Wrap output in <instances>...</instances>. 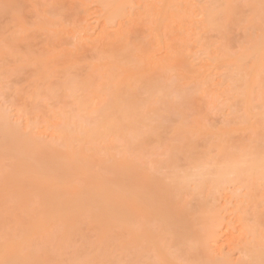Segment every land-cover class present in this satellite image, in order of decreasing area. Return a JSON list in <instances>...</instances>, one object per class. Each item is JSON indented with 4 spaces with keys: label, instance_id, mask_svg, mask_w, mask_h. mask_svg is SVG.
<instances>
[{
    "label": "bare ground",
    "instance_id": "6f19581e",
    "mask_svg": "<svg viewBox=\"0 0 264 264\" xmlns=\"http://www.w3.org/2000/svg\"><path fill=\"white\" fill-rule=\"evenodd\" d=\"M1 1H5V2H1ZM1 1H0V8L4 12L8 11V10L16 11V9H15L16 6L14 7L11 4L13 2V0H11V2L8 0H1ZM139 1L142 2L141 3L142 5H140V6L143 8V11H142L141 15L138 13V16L133 18L132 15L134 14V16H135V13H133V10L135 9V6L138 4ZM217 1L219 2V0H217ZM249 1L251 3V4L249 3V7H252V9H250V10L253 11V13H251L250 17L248 16L249 18L247 17L248 18L247 20L246 19L241 20V19H239V18H241L240 12H239V17L237 18L236 22H238V20H241V22L244 21L246 25H243V27L247 26L246 28L251 26L250 23L247 24L248 20L251 23H254V26H257V27H255V29L258 28L257 29L258 32L260 30V33H258L259 36H257L258 38L254 37V35H253L256 32L252 33L256 30L252 31V29H251L250 31H252V32H248V36L250 33H252V35H253V36L251 35L252 38H251V36H249V38L252 39L250 41L251 43H249V45L243 46V44L245 43L244 42L242 44V47H241L243 49L237 55L232 54L231 51H229V49L227 48L228 46L227 47L225 46V43H228V40L231 38V37L229 38L230 35L228 36V39L223 40V41H225V43L220 50L216 49V50H218V51H216L215 49H213L215 51H208V52L204 51L205 55L207 53V55H206L207 57L205 56L206 57L205 60H206L207 64L214 63L216 65H220V67L223 68L224 72L221 76L223 79L225 78L224 80L228 84V88L226 89V85H225L224 89L228 90L229 92L232 91V94H233V92L236 93L235 95L231 94V96H230V97H232L231 102H233V103L235 102V99H233V96H237L236 90L239 92L240 90H238V89H242L241 92L238 93V94L242 93V100L240 99V101H238V103L240 102L239 104H241V102H242V105H240V106H243L242 109L240 108L241 113L244 109L246 112V113L245 112L244 113L248 114L247 116H249L251 113H253V115H254V112H252L254 107L260 111V109L257 107L262 108V105L264 103V99H263L264 97L262 98V95H264V92L262 94V92L260 91L262 89L255 90L261 84H263V85L260 86V88L263 87V89H264V83H263L264 80L263 79L261 80V77L264 78V76H263L264 75V70H263L264 69V21H263L264 20V0H249ZM198 2L199 1H197V0H105L104 1L105 15H104L103 26H104L105 30H109L110 28H113L112 25L115 22H116V24H114V26L115 27L117 26V29L115 31H110V32H106V33L112 32L111 35L114 36L113 37L114 39L117 38V40L120 39L121 36H122L121 40L126 36L128 38V35L130 33L133 34V32L135 33L134 36L138 32L139 33L137 35L140 36L139 34H140L141 28H139V27L137 28L139 31L136 30L135 28L137 27V24L141 25L139 23H142L144 20L143 21H141V20L145 18V21H146L145 24L147 23V25L149 26L148 28H149L150 36H151V39L153 42V44H150L149 43L151 41L150 40L148 42L149 44L148 43L145 44V42H142V44H141V41H144L142 39L139 42V45L141 44L140 45L141 47L137 46V45H133V46H135L134 47L135 49H133V48H131V47H133L131 44L133 42H134V44H138V41L136 43H135V41H136V39L139 38L138 36H137V38L135 36L136 39L133 37L130 39L128 38V40H130V42L133 41V39H135L133 42L130 43L131 47H130L129 41H128V44H126L127 42L126 43L124 42L123 48L122 47L119 48L120 45L118 46V44H115L117 46V48L116 47L114 48L113 46H115V45H113L112 43L107 41L108 39L110 40L111 38L108 34H106V37L105 36H103V37H105L106 39L108 38L107 40L106 39L105 40H106V42H109V44L112 48H110V46H108V44L105 45V43H102V42L99 43V44H101L100 46H98V43H97V45H95L98 47L97 49H99L97 51L98 54H100V50L102 49V47H101L102 44H104L106 46L103 48H107V49L109 48L110 50L113 49V52L110 51L109 49H108L109 50V52H108L106 49L107 53H105L106 51H102V50H104V49H102L101 53L104 52V54L100 55L101 57H99L97 54V58L98 59L101 58V59L106 60V64L108 65L107 71L104 69L105 67H107L106 64H105L106 66L105 65L101 66L102 69L105 70V75H104V70H102L101 67L99 68L98 65H96L102 71L103 75L99 74L98 72H100V70L97 71L96 69H94L96 67H94L93 69L95 70V72H97V75H99L100 78H99V76L96 75V73L94 71L92 72V70H91L92 73L90 72V75L89 74L88 75L91 76V74H93L94 78H93V76H91L92 78L90 77L92 81L89 79H84L82 83H79L80 84L79 86L84 90L91 89V87L93 85H95L96 82H97L96 85L101 86L103 84L104 86H106L105 89L106 88L108 89V92H107L108 94L105 93L106 96H108V98L100 108L101 115H102V121L100 120L102 122V124L100 123V125H102L103 128H106L109 132H113L114 134L116 133V135L121 134L122 139L125 140L124 143L126 142V144L123 148L122 147L118 148V149H120V148L122 149V150L120 149L121 154H122L121 158L115 157V154H120L119 151H118L119 153H115V154H114V152L113 153L111 152L114 156L109 155V158L112 157V159H111L110 163H108L109 164V165H107L108 167L107 166L105 167V165L103 164V163L107 164V162H105V160L108 161V159H106L107 157L105 159L100 157L102 159L99 161H96L97 159H100V158H98V155L96 154V151H97L96 147L94 148V151L95 150L96 151L92 153V154L95 153L94 155H97V157H95V159L97 158L96 160H93L94 157L92 158V156H94V155L89 153V151H86L89 147L88 148L85 147V149L83 148L84 150L82 149L81 152L79 151L80 153L78 154V153H75L76 151H74V152L71 151L68 147H67V149H65V151L64 150L62 151L60 148L58 149L56 147L57 148L56 149L54 146L53 150H51V148L49 150H47L48 152L51 150V153H53V154H51V153H47L46 150H42V149H44L45 147H46V149H48L49 147H52L53 144L50 145V143H49L48 148H47V146H42V143H41V145L36 144V143L31 144V142L34 141V139L27 137L28 139L30 138L27 141V139L25 140V138H21V136L18 134V132H16L17 129L14 128L15 133L13 132V130H12L13 127H10L12 133L10 132V130L7 131V128H9V127H7V126L5 127L6 132H7V135H6L5 134L6 132L1 133V128H3L4 126L2 124H0V125H2V127H0V134L3 137L2 138L0 136V138L3 139V141H1L2 139H0V146L4 145V146L0 147V151H1V153H0V177H2L1 175H3V178H4V179H0V180H2L0 183V264H64V263L65 264H99V263L104 264L103 260H105V261L107 260V263H109L108 259H109V261L112 258L115 259V257H117L116 256L117 253H119V254L122 253L123 255L122 254H120V255L124 256V254L127 253V250H128V255L133 253V258L130 256L131 258L127 257V259H131V260L133 259V261H136V260H138V258L140 256V258H139L140 261L139 260L136 261L139 263L142 262L141 259H143L145 257V255L148 256V254L150 255V253H151L152 255L148 256L147 258L145 257L147 259L145 261V263L147 262V264H148V262H149V264H151L150 259L152 260L153 256L156 255V253H157L159 255V257H161L160 259L162 260L163 264H175V261L178 264H181L183 262V260L180 261L178 259L177 260L174 259V262H173L171 255L169 254L167 249H165V247H167V246H165V241H164L165 235L169 231H171L172 229H173L172 231H174V229L177 230V228L179 229V230H177V232L182 233L181 235H180V233L178 234V238H179V235L180 236L183 235L182 236L183 238H181V239H183V241H181V243L184 242L185 238L188 239V240L185 239V243H186V241L187 242L189 241L188 243H186L187 246L185 245V250L187 247H189L190 249L193 248V250H195V248L199 249V247L200 248L203 247L205 249V252L207 251L206 252V254H207L209 250L211 252V247L214 246V245L212 246L211 243L213 242L215 245L217 243V240H218L217 239V232L219 231L218 228L220 226L223 227L225 216L223 218V216L220 215L221 212H218L219 210L217 208H215V209L212 207L208 208V206H209L207 203L208 200L204 201L205 199H208V197H206L205 195L203 197V201L205 204L203 203V201H201V203L203 205L202 207L204 208V209L202 208L203 213L199 212L201 210L200 209L201 205H200L199 209H192V208L187 207V209H188L187 210V209H182L183 206L181 207V209L176 208V207H178L177 206L178 205L177 200L181 199V197H180L181 190L182 189L184 190V188H188L191 184H193V183L189 182L187 177L194 170L202 168V167H206V166H212V168L209 169V178H207V179H205L199 183H194L195 185H194L193 189L196 191V193L192 192L194 190L191 188L192 193H194V194L198 193V195H200V193H201V195H202L204 192H206V189L208 190L210 185L212 186V187H210V193H211L212 190H223L226 188V186L228 184L234 183L235 185L239 184V185H242L241 187H243V186L245 187V189H246L245 195H247L248 200L246 198H244V201H246V202L249 201V202L254 203L253 204L254 207L257 206L256 205L257 202H260L259 206H262V208H263L261 210V212L258 211L259 209H257L256 207L252 208L253 210L251 209L252 212L253 211L255 212V214L253 213L255 215L254 223H252L253 222L252 220H251L252 222H248L247 218L246 219L243 218L244 216H241V218L239 217L241 219V223H242V226H241L242 228L241 227L240 228L245 233L246 237L243 235L245 243L242 240V242H241L242 244H240V242H239L238 245H240L239 248L243 246L242 247L243 249L245 246L244 250H245L246 256L247 257L249 256V258L247 260L248 262H247L246 260H244V259H247V257L242 252L243 249L242 250L240 249L241 252L244 254V256H242L243 254L241 255L240 259L244 258L243 260L249 264H264V221L262 220V222H261L262 216L264 215V188L260 190V187H258V185L261 183V182L259 183V181H262L264 183V169H261L260 167H257L255 169H244V170L236 171L231 175H224L219 169L220 165H223L229 161L236 160L242 154H246V153L251 154V156L253 158H255L258 163H259V161H264V141H262L264 139V137H263V139H261V138L257 139L255 137L256 141H253V138H251L252 134L251 135L249 134V136H250V137L248 136L250 138L249 141L245 142V140H243L245 138L241 139V137H240V141L242 142V143L240 142L241 145H238L240 143H238L239 141L237 142V139H234V140H236L235 145H234V143H233L234 140L231 141L232 137L231 136H230L231 138L229 136L227 137L225 132L221 131L222 130L221 129L220 130L221 132H219V141L215 144V146L218 147V150H217V153H213L215 156L212 158H210L208 156L210 154L208 152H206V153H199L198 152L197 153V151L195 150L197 148V147H195L196 145L191 143L190 140L188 139L184 143H181V144L179 143L178 145H174V147H173L174 148L173 152L178 151L176 154H179V152H180V153H182L181 155L186 156V157L182 156L185 158V159H183L184 162L182 160V162L184 164L179 163L181 161L180 158H178L179 156L176 157L177 155H173L169 158V160L165 159V161L161 162L159 164V166L156 165V167H158V168L156 170L155 175H154V172H152V173L150 172L149 166H147V167H149V169L144 166V161L143 162L136 161L135 165L133 162L132 166L130 168V165H131L130 162L131 161L129 162L128 158H127V153L134 146L133 145L134 141L139 138L138 136L142 135L144 132L146 134V136L148 137L149 132H151L149 130H153V128H154L153 127L152 129H149L151 127L148 126V131H149L148 133L145 131H142L143 130L141 128L142 120L144 118H146V119H144L145 121L148 119L151 120V118H147V115H149L148 114L149 111H147V110H149V108H148L149 106L147 107L148 109L146 110L145 105H150L152 102H157L159 99L161 100V102L159 100L160 105L162 102H164V101H162L164 98L158 97L159 99L157 100L155 98L156 97L155 96L154 97L155 99L153 100L152 99L153 97H151V95H150L148 97V99L151 98L153 100L152 102L150 100H147V101H150L148 104H144V103L139 104V102L142 100L141 97L139 99V96H141V95H139V93L143 92V91H141V88L143 89V87H144L145 92L147 90V93L150 92L152 94L154 91H156L154 94L157 93V89H158L157 86L160 85L161 83H159V84L157 83L159 81L158 79H156L157 76H155V78H154V80L155 81L157 80V82H154V81H152L153 79L152 80L150 79V77L152 75H154V72H156L157 69H158V71H159V69H161L162 72L164 70L168 69L167 71L169 73V70L172 71L175 67L183 66V64H181V62H183L184 60L185 61L187 60L185 54L187 52V55H188V52H190L189 50H191V48H193V47H191V45H192L191 40L193 41V39H194L193 37L199 32L201 25H203L207 29H209L208 27H210V28L214 27L215 28V26H217L218 23H222L221 24L222 27L216 28L218 30L220 29V31H219L220 34L223 32V34L220 35V36H222V39H223V37H226V35L230 34V32H231V30H230L227 34H224V31H227L228 29H230L229 25L227 26L228 29L226 28V22L229 21L228 20L229 18L225 19V17H229L231 15V12L233 10V5L235 3L234 0H222L219 3H217L215 0L213 3H210L208 5H204L200 11H197V3ZM83 3L85 5L86 2H83ZM239 4H237V5H239ZM247 4H248V2L246 3V5ZM14 5H17V4H14ZM237 5H234V9H235V6L238 7ZM241 5H242V3H241ZM239 9L240 8H237L236 11L233 10L234 13H232V15L238 14L236 12ZM256 9H259V10H256ZM86 11H87V7H86L85 12ZM262 11H263L262 14L259 13ZM255 12H257V13H255ZM79 13H83V15L85 14L84 12H81V11ZM241 14H243V13H241ZM252 14H254V15L257 14V16H259V17L255 16L253 18L254 15H252ZM81 15H80V17H81ZM83 15L81 18H83ZM222 16L225 19L224 22H221L222 20H224L222 18ZM235 16H233V17H235ZM138 17L141 18V20L137 19ZM256 18H258V19H256ZM78 19L80 20L79 17H78ZM134 19H136L138 21H136ZM261 19H262V21H261ZM231 20H233V19H231ZM231 20H230L229 24H230V26H233L231 24ZM137 22H139V23H137ZM44 24H45V22H44ZM219 26H220V24H219ZM261 26H263V28ZM224 27L226 30H224ZM235 27L233 26V28H235ZM252 27H250V28H252ZM244 29H245V27H244ZM253 29H254V27H253ZM144 30H145V28H144ZM145 32H146V30H145ZM232 32H233V29H232ZM199 34L201 35V32H199ZM223 35H225V36H223ZM256 35L257 34H255V36ZM146 36L148 37L149 34H146ZM253 38H255V39H253ZM256 38H257V40H256ZM102 40H103V38H102ZM121 40H120V42H121ZM125 40H127V39H125ZM248 41H247V43H248ZM143 44H145V45L148 44L149 50H148V48L143 47L144 46ZM208 44L211 47V44L210 43H208ZM150 45H151V47H153V49L150 47ZM154 45H156V47H154ZM93 46L94 45L92 44V47ZM202 46H204V45H202ZM99 47H101V48H99ZM136 47H140V48H136ZM206 47L208 48V46H206ZM203 48L205 49V46ZM93 49H96V48L94 47ZM110 52L113 54H109ZM105 54H107V56ZM106 57H107V59H105ZM101 59L97 60L99 65H101L99 62ZM101 63H103V62L101 61ZM91 65H93V64L91 63ZM91 67H93V66H91ZM116 67L118 69V72L116 71L117 70ZM171 68H173V69L171 70ZM182 69H184V68H182ZM182 69H178V70L179 71L181 70V72H182ZM114 70L117 73H115ZM152 71H153V74H151ZM158 71L156 73H158ZM181 72H180V74H181ZM261 72H263L262 76H261ZM184 73L182 72L181 75L185 76ZM164 75H165V72H164ZM103 76H106V77H103ZM109 77H110V79H109ZM101 78H102V80H103V78L108 79V80H105L104 82H102L101 80H99ZM106 81L107 82L111 81V82L106 83ZM236 81L239 82L240 84L239 83L237 84ZM68 82H69V80H68ZM98 82H100V83H98ZM101 82H102V84H101ZM174 83H175V81H174ZM235 83L237 85H239V87L241 86L242 88H239ZM68 84H67V86H69ZM71 84H72V82H71ZM77 85H78V83H77ZM103 85H102V88H104ZM165 85H164V87L167 90L168 86L167 85L165 86ZM175 85H177V84L175 83ZM73 86H74V84H73ZM79 86H78V88H80ZM162 86L163 85L161 84V87ZM178 86H180V85H177L176 87L173 86V87H175L177 90ZM255 86H257V87H255ZM170 87L173 89L172 85ZM73 89H75V88H73ZM178 89L181 90L179 87H178ZM234 89H236V90H234ZM161 90L164 91V89H161ZM161 90H160V92H162ZM168 90H170V88ZM95 91L97 92V90H95ZM137 91H140V92L138 94H136ZM167 91H165L166 93L164 92L165 93L164 96L168 95ZM181 91H180V93H181ZM262 91H264V90H262ZM96 92L94 93L95 98H96V96L99 95V91L97 93ZM169 92L173 93L174 91H172V92L169 91ZM224 92H225V90H224ZM258 93H261V95L260 94L259 95L263 99L262 101H261V98L259 96H257L258 98H256L255 94L258 95ZM161 94L163 95V93H160V96H161ZM228 95H230V93ZM253 95L255 96V101L253 100V98H254ZM152 96H153V94H152ZM238 96H240V95H238ZM238 96L236 97V99L239 98ZM181 97H184V96H181ZM93 98L92 99L89 98V99L93 100ZM180 98H179V101H177V100L176 101L180 102ZM240 98H241V96H240ZM89 99H88V102L90 101ZM167 99H166V103L169 101V100L167 101ZM182 99H185V98H182ZM191 99H193V101L195 99L197 102V98L193 97ZM228 99H229V96H228ZM256 99H258V101L261 102L262 105H260L261 103H258L260 106L258 104H256V102H257ZM225 100L227 101L226 97H225ZM147 101H146V103H147ZM181 101H183V100H181ZM223 101H224V99H223ZM85 102H87V101L85 100ZM253 102H254V104H253ZM168 103H171V101H169ZM227 103H229V102H227ZM183 104L180 102V105L185 107ZM188 104H189V101H188ZM222 104H224V103H222ZM160 105H159V107H156L158 105L154 106L155 107L154 110L158 111V109H162L163 107H160ZM167 105H169V104H167ZM225 105H226V102H225L224 106ZM228 105L229 104H227V106ZM150 106H152V105H150ZM163 106H165V105H163ZM170 106H171V104H170ZM178 106H177V109L175 107L176 111H178V110L179 111L181 110V112L185 111V110L181 109V106L180 107H178ZM231 106L233 107V104ZM135 107H137L139 109V111L137 110V108L135 109ZM186 107H188V106H186ZM198 107H200V106H198ZM234 107H236V105ZM132 108L135 110H132V112L131 111L129 112V110ZM143 108H145L144 111H143ZM165 109H167V108H165ZM170 109L171 108H169V110H166V111L164 110L165 113L167 111L170 112ZM127 110H128V112H127ZM151 110H153V109L150 108V111ZM237 110H236V112H237ZM144 112H145V114H143ZM151 112H153V111H151ZM151 112H150V114H152ZM181 112H179V113L181 114ZM233 112H234V108H233ZM239 112H240V110H239ZM263 114L264 113L262 112L261 115H263ZM141 115H142L143 119H141V117H140ZM145 115H146V117H145ZM160 115H161V113H160ZM259 115H260V113H259ZM161 116H163V115H161ZM247 116H245V118ZM262 117H264V116H262ZM258 118H261V117H258ZM144 120H143V123L146 125L147 122L145 123ZM153 120H155V119H152V121ZM152 121H151V123L148 121L149 124L148 123L147 124L148 125L153 124ZM245 121L247 122L246 127L254 126V123H252L253 121L251 122L250 117H247V119ZM159 124H160V120H159ZM159 124L157 121L156 125L159 126ZM258 124H260V123H258ZM145 125L143 126L144 128H145ZM181 125H183V124H181ZM156 127L154 129H158V127L157 128ZM260 127L263 128L262 125ZM5 128H3L2 131ZM100 129H102V128H100ZM100 129L98 126V130H100ZM81 130H85V129H81ZM87 130H89V129H87ZM90 130L92 132V129H90ZM98 130H95V131H98ZM181 130H183L182 132H185L186 128L181 127ZM197 130L203 132L204 128L201 127L200 125H197ZM140 131H142V134ZM250 131H252V130H250ZM8 132L11 134L14 133V135H12V138L16 136L15 139L13 140L15 142H11L12 138H10V140H9V137H11V136H8L9 135ZM77 132L79 133L80 131L76 130V133ZM98 132H96V133H98ZM100 132H102V130H100ZM152 132H151V136H152ZM229 132L227 134H229ZM71 133H73V132H71ZM88 133H90V131H86V133H84V135L88 134ZM92 133H93L92 137L94 140V136L97 134L95 132H92ZM65 134H66V132H65ZM145 134H143L141 137L143 138ZM260 134H261V131H260ZM4 135L6 137H4ZM18 135H19L20 139L18 138ZM261 135L264 136V134H261ZM7 136H8V138H7ZM86 136H84V138ZM151 136H149V138H147V139L151 140V138H150ZM75 137H76V135H75ZM75 137L73 139L76 140ZM88 137H90V138H88L87 140L92 139L91 135H88ZM17 138H18V140H20L18 142V144H16ZM79 138H80V141L83 140V139H81L82 138L81 136ZM258 138H259V136H258ZM6 139L9 142L8 141L6 142L5 141ZM64 139H65V137H64ZM98 139H99V137H98ZM66 140H68V139H66ZM75 140H73L74 143L76 141H79V139H77L76 141ZM87 140H85V141H87ZM4 141L6 142V145H5ZM29 141H31V142L29 143ZM10 142H11V144H10ZM64 142H66V141H64ZM145 142H147V141H145ZM243 142H245V143L243 144ZM247 142H251V143H247ZM7 143L9 144L8 146H7ZM66 143L67 144L71 143V141L66 142ZM236 143H238V144H236ZM14 145H15V147L16 146H18V147L15 148V147H13ZM68 145H70V144H68ZM236 145L238 146V148H236ZM72 146H73V144H72ZM92 146H94V145H92ZM90 148L92 149L93 147H90ZM133 148H135V147H133ZM44 151H46V154H50L49 158L52 155V157L50 159H47L48 157L46 158L48 161H46L45 158L43 159L46 161V162H44L45 164L40 163V162L31 163L30 161L22 162L24 160V158H27L26 156L29 157V155L33 154V157L32 156L31 157L34 159L35 153L39 152V155H40V153H44ZM88 153L90 154L89 156L92 155L91 156L92 159L88 158V156H87ZM111 153L109 152V154H111ZM211 153H212V151H211ZM4 154L9 157L8 161H10V162L7 165L5 164L6 163L5 157L6 156ZM98 154H100V150H99ZM37 155H38V153H37ZM32 158H29V159H32ZM36 158H38V157L36 156ZM42 158L40 157V160ZM141 158L143 159V157H141ZM29 159H26V160H29ZM177 159H179V160H177ZM36 161H38V160L36 159ZM91 161H92V163H93V161H95V163H93L94 165L97 164L96 162L99 163L101 161L102 163L100 162L99 165L103 164V166L107 170V173L106 174L99 173V171H97L98 168L95 170L94 165L92 166L90 164ZM141 163H143V165ZM163 168H167L166 169L167 172H166V170L164 172ZM99 169H102V168H99ZM106 170H105V172H106ZM119 171H121V174ZM117 172L119 173V175L123 179L122 180L120 178V180L119 179L118 180L119 181L122 180V182L114 180L112 173L117 174ZM129 176L133 180H130V178H128ZM257 183H258V185H256ZM207 184H210V185L208 186ZM187 185H189V186H187ZM257 188H259L258 189L259 191L257 190ZM8 200H9L8 203H10L12 201L13 205L12 206L9 205L8 207L11 206L9 209L7 208V206H6L7 209H3V208H5L3 206V204L6 203ZM178 202H179V200H178ZM184 207L186 208L185 205H184ZM195 210L198 211L199 213H196ZM187 212L189 214L194 215V216L196 214H197V216L200 214L204 215V216L201 215L204 219L201 216L200 217L198 216L200 219H203V220L199 221L200 224L202 223L203 228H200V230L197 229V230H199L198 232L195 229V227H196L195 224H192L190 226L189 225L183 226L181 224L182 221H181V223L177 222V221L181 220L180 214L186 215V214H188ZM183 215H181V218L184 217ZM177 217H179V218H177ZM151 218H155L159 221L160 225L158 228H154L153 226H151L149 224ZM263 218H264V216H263ZM259 219H260V221H259ZM258 221H259V223H258ZM63 222L64 223L68 222L69 224H66L67 228L69 225L71 227L73 226L72 229L75 231H73V230L71 231V229L60 228L61 230L64 229V231H61L62 234L61 233L58 234V235L61 234L60 236L56 235L55 231H56L57 227H60L59 225H61V223H63ZM227 223H226V225H227ZM180 224L183 226L182 228H181ZM84 225H86V226H84ZM174 226H176V227L174 228ZM83 227L86 228L87 230L85 229V231H82V230H84ZM222 227H221V229H222ZM225 227H227V226H225ZM115 228H117V229L119 228L118 229L119 231L116 230L119 233L114 231ZM94 230H95V232H97V233H95L97 239H99V241L101 242L98 244V246L96 245L97 240H96L95 234H93L94 236L92 235L93 236V239L91 238L92 240L86 239L87 241H84L85 240L84 238H90L87 236L89 234H86L85 232L94 231ZM180 230L181 231L183 230L185 233L181 232ZM58 231H59V229H58ZM81 232L86 236L81 235L82 238L80 240L82 242L84 241V243H87L88 246L86 245L87 247H84V248L82 247L81 249H79V247L85 246V245L81 244V246H76L73 248L75 251L71 248L70 249L72 251L71 250H68V252L65 251L68 248V247H65V245L67 246V245H69V243L71 244V242H72V245H70V246H73V241L75 242L74 239L80 238V234H82ZM174 232L177 233L176 231H174ZM174 232H173V234L176 238L177 235ZM194 232H195V235H194ZM76 233L79 235V237H74L76 235ZM89 233H91V232H89ZM242 233H240V234H242ZM91 234L89 236H91ZM78 235H76V236H78ZM83 236H84V238H83ZM184 236H186V237H184ZM41 237L44 239L42 240L43 242L42 241H40V242L45 243V244H42V243L40 244L42 246V248H41V246H38L36 244V241L42 239ZM71 237L73 238V241H72ZM192 237L194 240H192ZM178 238H176L175 240H178ZM88 240L92 241L94 244H92V242L88 244ZM93 240L96 242H94ZM115 241H116V244L119 242L118 245H120V241H121V246L125 250L128 248L126 250V252H124L123 248L121 246H119L118 248L121 247V249L124 253L120 250L121 252L116 251V253H115L116 255L115 254L113 255V253L115 252L114 250L118 249V248L114 249V247L117 246L115 244ZM40 242H37V243L39 244ZM176 242H178V241H176ZM55 243H58L56 245V247H55ZM60 244L62 245V248L59 251L62 252V254L58 251V248H60V246H61ZM112 244L114 245L113 248H112V246H110L111 248H106ZM94 245H96V246H94ZM34 246L35 247L37 246L36 250L34 249L35 248ZM91 246L93 248L96 247V250L93 251V249H92V251L97 256H95V255L93 256L94 253H91L92 251L90 252L88 250L89 253H91L90 254L91 258H90V257H88L89 253L87 255L88 251L86 249L88 247H90V250H91ZM53 247H55V249H57V250H55V249L53 250L52 249ZM97 247L101 250H103V249L106 250V252H107V249H108V251H110L107 254L104 251H103V253L101 252L102 255L105 254L104 257H106L108 254L112 253L113 249L114 250H113V253L111 256L108 255V256H110V258L106 257V259H104V257L102 258L101 254H97L96 251L99 250ZM135 247H136V249H135ZM133 248H134V250H133ZM203 248H201V250ZM215 248L217 249V246ZM37 249H38V251H37ZM62 249H64V250H62ZM78 249L81 250L82 254L80 253V251ZM83 250L87 251V252H83ZM188 250H186V251H188ZM69 251L70 252H73V251L76 252L77 251L78 254H80V256L84 255V253H86L87 258L85 255H84L85 257L81 256L82 259L81 258L80 259L82 260L83 263L82 262L80 263V261L78 260L79 257L78 258L76 257L77 260L79 261V263H77L78 262L77 260H76L77 262L76 261L74 262L72 257H71V256H73V253H71L72 254L71 255L69 253ZM145 251L148 254H146ZM148 251H150V252H148ZM153 251H154V255H153ZM203 251L204 250H202L200 252L202 253ZM63 252L65 254L68 253L67 254L68 256L65 255ZM99 252H100V250H99ZM140 252H145V254L142 253L143 254V256H142V254ZM59 254H60V258L58 256ZM63 254H64V256H63L64 258L62 257ZM138 254H141V255H138ZM74 255L76 256L77 253L76 254L74 253ZM135 255H137V256H135ZM201 255L204 256V253ZM65 256H66V260H67L66 262H65ZM69 256L72 259V261H70L71 259L69 258ZM122 256H120L121 261L124 262L125 258L123 259ZM134 256H135V259H134ZM209 256H212V253L208 254V257ZM125 257H126V255H125ZM136 257H137V259H136ZM154 257H156V256H154ZM67 258H69V259H67ZM73 258L75 260V257H73ZM96 258L98 260H100V262H98ZM148 258H150V259H148ZM204 258L203 259L206 260V257H204ZM86 259H87V261H86ZM114 259H112V261H110V263L113 264V262H115V263L118 262L119 264H121V262H119L120 261L119 256L117 257V259H119V261H116V259L115 260ZM211 259H212V257H211ZM240 259H239V261H241ZM62 260H63V262H62ZM144 260L145 259H143V264H144ZM207 260H210V259L207 258ZM207 260H206V262H207ZM96 261H97V263H96ZM214 261H216V260H213V262ZM224 261L229 262V259L226 258V260L225 259L221 260L220 264L221 263L228 264ZM230 261H232V260H230ZM179 262H181V263H179ZM206 262L204 261L205 264H206ZM107 263H105V264H107ZM139 263H137V264H139ZM195 263H197V262H195ZM204 263L202 261V263L200 262L198 264H204ZM237 263L241 264L238 261H237ZM216 264H218L217 261H216ZM231 264H233V263H231Z\"/></svg>",
    "mask_w": 264,
    "mask_h": 264
},
{
    "label": "rangeland",
    "instance_id": "374dc122",
    "mask_svg": "<svg viewBox=\"0 0 264 264\" xmlns=\"http://www.w3.org/2000/svg\"><path fill=\"white\" fill-rule=\"evenodd\" d=\"M8 1L11 2V0H8ZM104 1L105 0H13V2L11 4L14 7L16 6L15 7L16 11L8 10V11L4 12L0 8V124H2L4 126L3 128H5L6 126L9 127V128H7V131L10 130V132H11L10 127H13L12 128L13 132H14V128L17 129L16 132H18V134L21 136V138H25V140L27 139V141L30 138L34 139V141H32V142L29 141V143L31 142V144L36 143V144L41 145V143H42V146H47V148L49 146V143H50V145L53 144L52 147H49L48 149H46V147L44 149H42V150H46V151L49 150L50 148H51V150H53L54 146H55V148L56 147L58 149L60 148L62 151L63 150L65 151V149H67V147H68L71 151H73V152L76 151L75 153L79 154L83 148L85 149V147L86 148L93 147L92 149L90 148L91 150L88 148L86 151H89V153L92 154L93 152H95L97 150L98 152L96 151V154L98 155V158L102 157L105 159L107 157L106 159H108V161L105 160V162H107V164L103 163L106 167L107 165H109L108 163H110V161L112 159V157L109 158V155L114 156L112 154L113 152H114V154L119 153V152L121 154V151H120L121 148L120 149H118V148L119 147L123 148L126 144V142L124 143L125 140L122 139L120 133H119L120 135H118V134L116 135V133L114 134L113 132H109L106 128H103L102 125H100V123L102 124V122H101L102 121V115H101L100 108L108 98V96H106V94H105L108 92V89L107 88L105 89L106 86H104L102 84V82H104L105 80H108V79H105V78H103V80H102V78L99 79L102 81L101 84L104 86V88H102V85L101 86L96 85L97 84V82H96L95 85H93L91 87V89L84 90L79 86L80 85L79 83H82L84 79L91 80V78H92L91 76H93V74H91V76H89L91 70H92V72L93 71L95 72L94 69H96L98 71V70H100L99 68L101 66L106 64V60L101 59V58H99V59H101L99 61L101 65L98 64L97 60H99V59L97 58V54H98L97 51L99 49H97L98 47L95 46V45H97V43H98V46L101 45V44H99L101 42L105 43V45L108 44V46H110V44H109V42H110L113 45H115V44H118V46L120 45L119 48L120 47L123 48L124 42L125 43L127 42L126 44H128V41H129V45H130V43L133 42L137 38V36H138L137 34L139 32L136 33V35H135L136 38L134 36V34H135L134 32H133V34L130 33L129 34L130 36L127 34L129 39L132 37L135 38L131 42H130V40H128L127 36L124 37L122 40H121L122 36L118 40H117V38H115L117 40L116 41L113 38L114 36L111 35L112 32L106 33V32H110V31H115L117 29V26L116 27L114 26V24H116V22H115L112 25L113 28H110L109 30H105V28L103 26L104 15H105ZM197 1H199L197 3V11H200L204 5H208L210 3H213L215 0H197ZM220 1H222V0H219V2ZM234 1H235L234 5H237L240 2L242 3V5L240 3L239 5H237L238 7L235 6V9H234V5H233L234 11H236L237 8H240L239 9L240 11L238 10L236 12L238 14L232 15V13H234L232 10L231 15L229 17H225V19L229 18L228 19L229 21H227L228 23L226 22V28L228 29L227 26L229 25L230 29H228L227 31H224V34H227L231 30L230 34H227L226 37H223V39H222V36H220V35H222L223 32L221 31L222 33L220 34L219 33L220 29L219 30L216 29V28L222 27L221 26L222 23H218V25H217L218 27L215 26V28L214 27H212V28L208 27L209 29H207L205 26L201 25V28L200 29L198 28L199 32H201V35L198 32L193 37L194 38L193 41L191 40V43H192L191 47H193V48H191V50H189L190 52H188V55L186 52L185 56H186L187 60L186 61L184 60L185 62L184 61L181 62V64H183V66H181V67L179 66L180 68L179 67H175L174 69L171 68V70L172 69L173 70L172 71L169 70V73L167 71L168 69L164 70L163 72L161 69H159V71H158V69L157 70L155 69L156 72L158 71V73L154 72V75H152L150 77V79L151 80L153 79L152 81L157 82V80L156 81L154 80L155 76H157L156 79L159 80L157 83L158 84L161 83L163 85L161 87V84L160 85L157 84L158 85L157 86L158 87L157 93L154 94L156 92V91H154L152 93L153 94V96H152V94L150 92L147 93V90L145 92L144 87H143V89L141 88V91H143L142 93L140 91H137L136 94H138L140 92L139 95H141V96H139V99H140V97L142 99L139 102V104L140 103L141 104L142 103L148 104L150 101L152 102L155 98L158 100L160 97L164 98L162 100L164 102H162L160 105L161 100L159 99L160 102H159V100L157 102H152L150 104L152 106L145 105L146 110L149 108V110H147V111H149L148 112L149 115L146 114L147 118H151V120L148 119L145 121L144 119H146V118L143 119L142 115L140 116L141 119H143L145 121V123L147 122L148 124H149V122L151 123L152 119H155V120L152 121L153 122V124H151L152 126L148 125L147 123L145 125L143 123V120H142L141 128L143 130L142 129L141 130L145 131L147 133L149 131H151V132L153 131L152 132L153 137L151 136V132H149V136H151L150 137L151 140L147 139V138H149V136L147 137L146 134L143 132V134H145V135L142 138L141 136L143 134H142V131H140L142 135L138 136L139 137L137 139L138 141L137 140H135L136 142L134 141L133 147H135V148L132 147L134 150L131 148L130 149L131 152L129 151L127 153L128 161L129 162L131 161L130 162L131 163L130 168H131L133 162L135 165L136 161H139V162L144 161V166L145 167L149 166L150 172L151 173L154 172V175H155L156 170L158 168V167H156V165L159 166V164L161 162L165 161V159L169 160V158L173 155H177L176 157L179 156L178 158H180V160H181L179 163H183L184 162L183 159H185L184 157H186V156L181 155L182 153H180V152H179V154H176L178 151L173 152V150H174L173 147H174V145H178L179 143L180 144L184 143L188 139L190 140L191 143L196 145L195 147H197V148L195 150L197 151V153L198 152L199 153L208 152V153H210L208 156L210 158H212L215 156L213 153H217L218 147L215 146V144L219 141V132H221V131L225 132L227 137L231 136L232 137L231 141L234 139H237V142L239 141L238 143L241 142L240 137H241V139L245 138V139H243V140H245V142L249 141V139H250L249 134L250 135L252 134L251 138H253V141H256L255 137L257 139H260V138L263 139L264 136L261 134H264V125H263L264 124V120H263L264 117H262V116H264V114L263 115H261V114H262V112L264 113V111H263L264 110V106H263L264 103L262 105V103L259 102L258 99H256V101H257L256 104L261 103L260 105H262V108L257 107L260 109V111H259L258 109H256L254 107L255 106L254 105L253 106L254 109L252 110V112H254V115H253V113H251L253 116L251 114L249 116H247L248 114H245L246 112L244 109L241 113V109L243 106H240V105H242V102H241V104H239L240 102L238 103V101H240V99L242 100V93L241 94H238V93L241 92L242 89H238V90H240L239 92L236 89H234L237 92V96L240 95L241 98H240V96H238L239 98H237L238 99L237 100L236 99L237 96H233V99H235V102L234 103L231 102L232 97H230V96L232 94V91L229 92L228 90H226L228 88V84L224 80L225 78L223 79L221 76L224 72L223 68H221L220 65H216L214 63L207 64L206 60H205V58L207 57L206 56L207 53L205 55L204 51L208 52V51H215L216 49L220 50L225 43V41H223V40L228 39L229 35H230L229 38L230 37L231 38L228 40V43H225V46L226 47L228 46L227 48L229 49V51H231V53L235 54V55H237L243 49L241 47H242V44L244 42L246 44L244 43L243 46L249 45V43H251L250 41L252 40L251 38L253 35H254V37L259 36L258 33H260V30L258 32V30H257L258 28L255 29V27H257V26H254V23H251L248 20L247 24L250 23L251 24L250 27L253 26L254 29H253V27L252 28H250V27L246 28L247 26H244L245 27V29H244L243 25H246V24L244 21L241 22V20H243V19L247 20L250 17L251 13H253V11L250 10V9H252V7H249L250 1L249 0H247V1L246 0H241V1L240 0L239 1L234 0ZM1 2H5V1H1ZM83 2H86L85 5ZM216 2L219 3L217 0H216ZM247 2H248V4L246 5ZM141 3L142 2L139 1L138 4L135 6V9L133 10V13H135V16L133 14L132 15L133 18L138 16V13L141 15V13L143 11V8L140 6V5H142ZM14 4H17V5H14ZM86 7H87V11L85 12ZM256 10H259V9H256ZM80 11L84 12L85 16L83 15V13H79ZM239 12H240V17H241L239 19H241V20H238V22H236L237 18L239 17ZM241 13H243V14H241ZM255 13H257V12H255ZM259 13L262 14L263 11L259 12ZM81 14L83 15V18H81L82 17ZM254 14H252V15H254ZM80 15H81V17H80ZM233 16H235L236 18ZM255 16L259 17L256 14L253 16V18ZM78 17L80 18V20L78 19ZM222 18L224 19L223 16H222ZM137 19L141 20V18H139V17ZM225 19L222 20L221 22H224ZM231 19H233V20H231ZM256 19H258V18H256ZM134 20H136V19H134ZM230 20H231V24L234 27L236 26L235 28H233V26H230V24H229ZM136 21H138V20H136ZM141 21H143L142 22L143 24L137 22L141 25H138L136 23L137 27L135 28L136 30H138L137 29L138 27L141 28L140 34H139L140 36H138L139 38L136 39V41H135V43L138 41V44H134V42H133L131 44L132 46L133 45L140 46L142 44V42H145V44H146L150 40L151 41L149 43L153 44L151 36H150L149 28H148L149 26L147 25V23L145 24V22H146L145 18L142 19ZM261 21H262V19H261ZM44 22H45V24H44ZM219 24H220V26H219ZM261 27L263 28V26H261ZM144 28H145L146 32H145ZM232 29H233V32H232ZM251 29H252V31L253 30H256V31L252 32V31H250ZM224 30H226L225 27H224ZM248 32H252V33L256 32L255 34H257V35L255 36V34L252 35V33H250L249 36H251V35L252 36H251V38H249ZM106 34H108L110 36L111 41L108 38H107L108 40L105 38ZM146 34H149V36L147 37ZM103 36H105V37H103ZM223 36H225V35H223ZM102 38H103V40H102ZM257 38H256V40H257ZM105 39L109 42H106ZM125 39H127V40H125ZM142 39L144 41H141V44L139 45V42ZM253 39H255V38H253ZM120 40H121V42H120ZM247 41H248V43H247ZM208 43L211 44V47ZM92 44L94 45L93 47H92ZM145 44H143L144 45L143 47L148 48L149 45L148 44L145 45ZM103 45L104 44H102L101 47L104 50H102V49L101 50L106 51L107 48H103V47H106L105 45L104 46ZM131 45H130V47H131ZM202 45L205 46V49L203 48L204 46H202ZM206 46H208V48ZM94 47L97 50L93 49ZM101 47H99V48H101ZM113 47L117 48L116 45ZM134 47L135 46H133L131 48L135 49ZM140 47H136V48H140ZM150 47H151V45H150ZM154 47H156V45H154ZM110 48H112V47L110 46ZM151 48L153 49V47H151ZM108 49H107V51L109 52L110 49L109 50ZM213 49H215V50H213ZM101 50H100V54H98L99 57H101L100 55L104 54V52L101 53L102 52ZM148 50H149V48H148ZM218 50H216V51H218ZM107 51L105 53H107ZM110 51L113 52V49H111ZM109 54H113V53L110 52ZM105 55L107 56V54H105ZM105 59H107V57ZM101 61L103 63H101ZM91 63L93 65H91ZM96 65H98L99 68ZM91 66H93V67H91ZM94 67H96V68H94ZM107 68H108V65L104 69L107 71ZM177 68L178 69L184 68V69H182V72L183 73L185 72L184 73L185 76L181 75L182 74L181 70L179 71ZM101 69H102V67H101ZM104 69H102V70H104ZM116 69H117V67H116ZM105 70H104V75H105ZM116 71L118 72V69ZM116 71H115V73H117ZM164 72H165V75H164ZM180 72H181V74H180ZM95 73L97 75V72H95ZM98 73L102 74V71L100 70V72H98ZM151 74H153V71ZM262 75H263V72H261V76ZM97 76H99V75H97ZM103 77H106V76H103ZM93 78H94V76H93ZM99 78H100V76H99ZM109 79H110V77H109ZM262 79L264 80V78L261 77V80ZM68 80H69V82H68ZM111 81H108V82L106 81V83H109ZM174 81L177 85H180L178 87L183 92L181 90H179L178 87L176 90L175 87L177 85H175ZM71 82H72V84H71ZM66 83L67 84L69 83L68 84L69 86H67ZM77 83H78V85H77ZM98 83H100V82H98ZM238 83L239 82H237V84ZM263 83H264V81H263ZM73 84H74V86H73ZM165 84L170 88V90H168L169 89L168 87H167L168 91L165 89V87H164ZM171 85H172V87L175 86V87H173L174 90L170 87ZM225 85H226V89H224ZM262 85L263 84L259 85L258 86L259 88L257 86H255V87H257V89H255V90H258V89L264 90L263 87L260 88V86H262ZM78 86L80 88H78ZM237 86L239 87V85H237ZM73 88H75V89H73ZM239 88H242V87L240 86ZM161 89H164V91ZM95 90H97V92L99 91V95L97 94L98 96H96L97 99L95 98V94H94L96 92ZM160 90L162 92H160ZM224 90H225V92H224ZM262 90H260V91L263 94L264 91H262ZM158 91L160 93H163V95L161 94V96H160V93ZM165 91H167V94L168 95L170 94V95L164 96V94L166 93ZM169 91H171V92L174 91V92L170 93ZM180 91H181V93H180ZM229 93H230V95H228ZM179 94L181 96H184V97H181ZM235 94L236 93L233 92L232 95H235ZM259 94L261 95V93H258V95L255 94L256 98H258L257 96H259L261 98V96ZM150 95H151V97H153L152 98L153 100L151 98L148 99V97ZM228 96H229V99H228ZM255 96L253 95L254 101H255ZM88 97L90 99H92L94 97L96 100L94 98H93V100H90ZM193 97L197 98V102L195 99H194L195 102L193 101V99H191ZM225 97H226L227 101L225 100ZM263 97H264V95H262V98ZM165 98L166 99L168 98L167 101L169 100V101H171V103H168L169 101L166 103ZM170 98L171 99L173 98L175 101L176 100L179 101V98H180V102L182 104L184 103L183 105L185 107L180 105V102H177V101L175 102L173 99L171 100ZM182 98H185V99L187 98V99L185 100ZM262 98H261V101L264 99V98L263 99ZM88 99L90 100L89 102H88ZM223 99H224V101H223ZM85 100L87 102H85ZM147 100H150V101H147ZM181 100H183V101H181ZM146 101H147V103H146ZM188 101H189V104H188ZM225 102H226V105L224 106ZM227 102H229V103H227ZM222 103H224V104H222ZM167 104H169V105H167ZM170 104H171V106H170ZM227 104H229V105L227 106ZM232 104H233V107L231 106ZM253 104H254V102H253ZM156 105H158V106H156ZM159 105H160V107H163V108L158 109V111L157 110L155 111L154 106L159 107ZM163 105H165L166 107ZM235 105H236V107H234ZM177 106L178 107L181 106V109L185 110V111H183V112H181V110L176 111L175 107L177 109ZM186 106H188V107H186ZM198 106H200V107H198ZM133 108L130 110L128 109L129 112L130 111L132 112V110H135L137 107H135V109H133ZM150 108L153 109V110H151L153 112L150 111ZM165 108H167V109H165ZM169 108H171L170 112L167 111L168 113L167 112L165 113V111L169 110ZM233 108H234V112H233ZM144 109L145 108H143V111H144ZM128 110H127V112H128ZM137 110L139 111L138 108H137ZM236 110H237V112H236ZM239 110H240V112H239ZM145 112L143 114H145ZM150 112L153 115L150 114ZM179 112H181V114ZM160 113L163 116H161ZM259 113H260V115H259ZM146 115H145V117H146ZM245 116L250 117V120H251V122L253 121L252 123H254V126L246 127L247 122L245 120L247 119V117L245 118ZM257 116L261 117V118H258ZM158 119L160 120V124H159ZM157 121H158L159 126L156 125ZM258 123H260V124H258ZM154 124L158 127V129H154L156 127ZM181 124H183V125H181ZM2 125H0V127H2ZM144 125H145V128L143 127ZM197 125H200L201 127L204 128L203 132L197 130ZM259 125L260 126L262 125L263 128H261ZM98 126H99V129L102 128V129H100V130H102V132H100V130H98ZM148 126L151 127L149 129H152L154 127L153 130L148 131ZM181 127L186 128L185 132H182L183 130H181ZM3 128H1V133L6 132V128L2 131ZM81 129H85V130H81ZM87 129H89V130H87ZM90 129H92V132H95V133L99 131L98 133H96L97 135L94 134L95 135L94 140L92 137L93 133L91 132ZM94 129L98 130V131H95ZM76 130L80 131L79 132L80 134L78 132L76 133ZM250 130H252V131H250ZM259 130L261 131V134H260ZM86 131H90V133L84 135V133H86ZM65 132H66V134H65ZM71 132H73V133H71ZM228 132H229V134H227ZM11 133H9V135H8V136H11V137H9V140H10V138H12V135H14L15 132L13 134H11ZM5 134L7 135V132ZM19 135H18V138H19ZM75 135H76V137H75ZM88 135H91L92 139L87 140L88 138H90V137H88ZM0 136H1V134H0ZM8 136H7V138H8ZM78 136L79 137L81 136L82 137L81 139H83V140L80 141V138ZM84 136H86V137L84 138ZM97 136L99 137V139ZM258 136H259V138H258ZM4 137H6V136L4 135ZM15 137H13L11 139V142H15V141H13L15 139ZM27 137H30V138L28 139ZM64 137H65V139H64ZM74 137L76 138V140L79 139V141H76L75 139H73ZM2 138H0V139H2ZM18 138H17L16 144H18V142L20 141V140H18ZM66 139H68L69 141ZM72 139L75 140L76 142L74 143ZM85 140H87V141H85ZM1 141H3V139ZM5 141L7 142L8 140L6 139ZM5 141H4V143L6 145ZM64 141H66V142L71 141V143H68V144H70V145H68ZM145 141H147V142H145ZM235 141L236 140L233 141L234 145H235ZM262 141H264V139ZM11 142H10V144H11ZM245 142H243V144ZM251 142H247V143H251ZM238 143H236V144H238ZM241 143L238 145H241ZM72 144H73V146H72ZM8 145L9 144L7 143V146ZM15 145L13 147H15ZM92 145H94V146H92ZM1 146H4V145H1ZM17 147L18 146H16L15 148H17ZM95 147H96V150L94 151ZM236 148H238L237 145H236ZM51 150L49 152L47 151V153H51ZM99 150H100V154H98ZM46 151H44V153H40V155H39L40 151L37 152L38 155H37V153H35L34 159L32 158L33 154L29 155V157L26 156L27 158H24V160L22 162L30 161L31 163H35V162L44 163V162L48 161L47 159H50L52 157V155H51L49 158L50 154H46ZM211 151H212V153H211ZM109 152L110 153L112 152V153L109 154ZM0 153H1V151H0ZM89 153L87 154L88 158L92 159L94 157L93 160L97 159V158L95 159V157H97V155H94L95 153L92 154L94 156L91 155L92 158H91V156H89L90 155ZM51 154H53V153H51ZM120 154H115V157L121 158L122 154L121 155ZM36 156L38 158H36ZM140 156L143 157V159ZM182 156H184V157H182ZM40 157L41 158L43 157V158L40 160ZM29 158H32L33 160L29 159ZM44 158L46 161L43 160ZM102 158L97 159L96 161H99ZM26 159H29V160H26ZM36 159L38 161H36ZM5 160H6L5 164L7 165L10 162V161H8L9 157L6 156ZM177 160H179V159H177ZM182 160H183V162H182ZM100 162L99 163L96 162L97 163L96 165L93 164V163H95V161H93V163H92V161H91V163L90 162L89 163L92 166L94 165L95 170L98 168L97 171H99V173L106 174L107 170L105 169L103 164L99 165ZM141 164L143 165V163H141ZM149 167H147V168L149 169ZM99 168H102V169H99ZM163 169L162 170L165 172V170L167 168H163ZM105 170H106V172H105ZM119 172L121 174V171H119ZM166 172H167V170H166ZM112 174H113L112 176H113L114 180H116V181L120 180L121 176L119 175L118 172H117L118 175L116 173H112ZM1 176L2 177H0V179H4L3 175H1ZM128 178H130V176ZM122 180L119 182H122ZM130 180H133V179L130 178ZM1 181L2 180H0V183H1ZM259 183H260L259 185H258V183L256 185H258V187H260V190H261L264 188V183L262 181H259ZM210 184H207V185L209 186ZM194 185H195L194 183L191 184L190 186L187 185V186H189L188 188H184V190L182 189L183 191L181 190V194H180L181 199H178L179 202L177 200V203H178L177 206L178 207H176V208L181 209V207L182 206L184 207V205H185L186 208L182 207V209H187V207L192 208V209H199V207L201 205L200 209L202 210L203 205H202L201 201H203V197L205 195L206 197H208V199L204 200V201L208 200L207 201V203L209 205L208 208H211V207L214 209L217 208L219 210L218 212H221L220 215H222L223 218L225 216L224 224H223V227L220 226L218 228V230H219L217 232V239L218 240H217L216 245L212 242L211 245L212 246L214 245V246L211 247V252L209 250L207 254H206L207 251L205 252V249L203 247H201V248H203L202 250H204V251L201 253L200 251H202V250L199 246L198 247L200 250L198 248H195V250H193V248L190 249L189 247H187L186 250L189 249L190 251L189 250L186 251L185 245L189 241L188 242L186 241V243H185V239L186 240H188V239L185 238L184 242H183L184 244H183V243H181V241H183V239H181V238H183L182 237L183 235L180 236L182 233L177 232V230H179L178 228H177V230L174 229V231H176L177 233L172 231L173 229L171 231H169L165 235V238H164L165 246H167V247H165V249H167V251L171 255L173 262H174V259L175 260L178 259L180 261L183 260V262H182L183 264H198L200 262L202 263V261H203V263H204V261L206 262V260L208 258L210 260H207L206 264H212V263L216 264V261L218 264H220L221 260H224V259L226 260V258H228L229 262L224 261L228 264H231V263L238 264L237 261L240 262L241 264H246L248 262L247 260H248L249 256L248 257L246 256V253L244 250L245 246L243 249L242 248L243 246L239 248L240 245H238L239 242H240V244H242L241 242H242V240L244 241V236L246 237L245 233L241 229L242 223H241L240 218H241V216H244L243 218H245V219L247 218L248 222L253 221L252 223H254L255 212L254 211L252 212V210H253L252 208L256 207L257 209H259L258 211L261 212V210L263 208H262V206H259L260 202H257L258 203V204L256 203L257 206L254 207V205H253L254 203L249 202V201H247V202L244 201V198H246L248 200L247 195H245L246 189L244 186H243L244 187L243 188V187H241L242 185H239V184L235 185L234 183H231V184H228L225 189H223V190H212L211 193H210V187H212V186L210 185L208 188L209 191L206 189V192H204L202 195H201V193H200V195H198V193L197 194L192 193V192L196 193V191L193 189ZM191 188L194 191L191 192V190H192ZM258 189L259 188H257V190ZM204 201H203V203H204ZM8 202H9V200L3 204V206L5 207V208L2 207L3 209H7V208L9 209L13 205L12 201L10 203H8ZM9 205H11V206L8 207ZM6 206H7V208H6ZM201 210L199 212L203 213V210L202 211ZM199 212L196 211V213H199ZM181 215H183V214H180L181 220L177 221V222L181 223V221H182L181 224L183 226L184 225L190 226L192 224H195L196 230L197 229L200 230V228H203L202 223L200 224V222H199L200 220L204 219L201 216L203 214L198 215L199 217L201 216L203 219H200L197 216V214L195 216L192 214H189V213L186 215L184 214L183 215L184 217L182 216L183 218H181ZM263 216H262L261 222H262V220L264 221ZM177 218H179V217H177ZM259 221H260V219H259ZM259 221H258V223H259ZM63 223H61V225H59L60 227H57V229L55 231L56 235L61 233V231H64L65 228L71 229V231L73 230L72 229L73 226L71 227L69 225L67 228L66 224H69L68 222H66L64 224ZM226 223H227V225H226ZM149 224L151 226H153L154 228H158L160 225L159 221L155 218H151ZM182 225H181V228L183 227ZM84 226H86V225H84ZM225 226H227V227H225ZM175 227L176 226H174V228ZM221 227H222V229H221ZM60 228H64V229L61 230ZM58 229H59V231H58ZM83 229L84 230H82V231H85L86 228L83 227ZM118 229L115 228L114 231H116ZM199 230H197V232ZM73 231H75V230H73ZM89 232H91L92 234ZM173 232L177 235L176 238H178V234L180 233L178 240H175L176 238H175ZM181 232H184V231L182 230ZM195 232H194V235H195ZM85 233L89 234V235L91 234V236L87 235L90 238H84V236H86V235H84L82 233V234H80V238L74 239L75 240V242H74L73 238L71 237V239L73 241V246H70V245H72V242H71V244L69 243V245H67V246L65 245V247H68L67 250H65V251L68 252V250H71L76 246H81V244L85 245V246H81V247H79V249H81L82 247L83 248L87 247L88 245H87V243H84V241H87L86 239H91V238L93 239V236H94L93 234H95L97 232H95V230H94V231H88ZM117 233H119V232H117ZM240 233H242V234H240ZM60 235H58V236H60ZM76 235H78V234L76 233ZM76 235L74 237H79V235L78 236H76ZM81 235H84L83 238L85 240L83 242L80 240L82 238ZM95 237H96V234H95ZM184 237H186V236H184ZM43 239L44 238L36 241V244L38 246H41L40 244L43 242L42 241ZM96 240H97L96 245L98 246V244L101 242L99 241V239H97V237H96ZM192 240H194L193 237H192ZM40 241H42V242H40ZM89 241L90 240H88V244L92 242V241H90V242ZM176 241H178V242H176ZM37 242H40V243L38 244ZM94 242H96V241H94ZM118 243L116 244V241H115V244L117 245L116 247H114V245H113L114 243H113L112 245H109V247H106V248H111L110 246H112V248L114 247V249L118 248L119 246H121V241H120V245H118ZM244 243H245V241H244ZM42 244H45V243H42ZM57 244L58 243H55V247ZM92 244H94V243L92 242ZM96 245H94V246H96ZM92 246H91V250H90V247H88L87 249L85 248V249L87 251L89 250L90 252L92 251V249H93V251H95L96 247H94L95 248L94 249ZM216 246H217V249L215 248ZM36 247L34 248L35 250H36ZM55 247H53L52 249L54 250ZM121 247L118 248L117 250L113 249L115 251L114 253H113V250L111 249L113 255L116 253V251H118V252L120 250L122 251ZM41 248H42V246H41ZM61 248H62V245L60 246V248H58V251ZM64 249H62V250H64ZM135 249H136V247H135ZM240 249L241 250L243 249L242 252L245 254L247 259H244V258L240 259L241 255L243 254ZM55 250H57V249H55ZM99 250H100V252H99ZM99 250L96 251L97 254L102 255L103 251L106 252V250H104V249L103 250L99 249ZM123 250H124V252H126V250L124 248H123ZM133 250H134V248H133ZM37 251H38V249H37ZM74 251L73 252L69 251V253L70 254L73 253V256H71V257H72L74 262L79 257L78 260L80 261V263L82 262L81 256L82 257L86 256V258H87V255L89 253V251L87 252V251L83 250V252H87V255H86V253H84L85 256L84 255L80 256V254H78L77 251L76 252H74ZM79 251L81 253V250H79ZM93 251L91 253H94ZM150 251H148V252H150ZM109 252L110 251H108V249H107L106 254ZM145 252H140V253L145 254ZM209 252L212 253V256L208 257V254H210ZM60 253L62 254V252H60ZM74 253L75 254L77 253V255L75 256ZM91 253H89V256H88L90 258H91V256H90ZM112 253H110L108 255L111 256ZM203 253H204V256L201 255ZM64 254L62 255V257L64 256ZM67 254H65V255H67ZM120 254H122V253H120ZM120 254L119 253H117V255L115 254L117 257L119 256L120 261H119V259H117V257H115V256L114 257H115L116 261L121 262V264H132V263L137 264V263H139L136 261L139 260L140 256H139L138 260H136V261H133V259L132 260L127 259V257L129 258L130 256L133 258V253H131L132 255L131 254L128 255V250H127V253L124 254V256H122L123 254L122 255H120ZM141 254H138V255H141ZM143 254H142V256H143ZM146 254H148V253L146 252ZM244 254L242 256H244ZM94 255H95V253L93 254V256ZM108 255L106 257L110 258V256H108ZM125 255H126V257H125ZM150 255H152V254L150 253ZM150 255L148 254V256H150ZM153 255H154V251H153ZM58 256L60 258V254ZM95 256H97V255H95ZM104 256H105V254L102 255V258ZM120 256H122L123 259L125 258L124 262L121 261ZM135 256H137V255H135ZM135 256H134V259H135ZM148 256L145 255L146 258ZM154 256H156V257H154ZM154 256H153V258L151 257L152 260L150 258H148V259H150L151 264H163L162 260L160 259L161 257H159V255L157 253ZM73 257H75V260ZM106 257H104V259H106ZM145 257L144 258L142 257V258L145 259L144 264H147V262L145 263V261L147 260ZM204 257H206V260H204L205 259ZM211 257L213 260H216V261L213 262ZM69 258H70V256H69ZM69 258H67V259H69ZM72 259L70 261H72ZM112 259H114V258H112ZM112 259H110V261H112ZM136 259H137V257H136ZM143 259H141L142 262H140L139 264H141V263L143 264ZM239 259L241 261H239ZM243 259L246 260L247 262L244 261ZM63 260H62V262H63ZM230 260H232V261H230ZM66 261L67 260H66V256H65V262ZM79 261L77 263H79ZM86 261H87V259H86ZM97 261L100 262V260H98V259H97ZM97 261H96V263H97ZM110 261L108 259L109 263H110ZM103 262L105 264V263H107V260L106 261L103 260ZM195 262H197V263H195ZM109 263H107V264H109ZM179 263H181V262H179ZM99 264H101V263H99ZM110 264H112V263H110ZM113 264H119V263L113 262ZM148 264H149V262H148ZM175 264H178V263L175 261ZM221 264H223V263H221ZM247 264H249V263H247Z\"/></svg>",
    "mask_w": 264,
    "mask_h": 264
},
{
    "label": "clouds",
    "instance_id": "9594fccd",
    "mask_svg": "<svg viewBox=\"0 0 264 264\" xmlns=\"http://www.w3.org/2000/svg\"><path fill=\"white\" fill-rule=\"evenodd\" d=\"M260 167L264 169V161H259L251 156V154H242L238 159L226 162L223 165L219 166L220 171L224 175H231L236 171L244 170V169H255ZM212 166H206L199 169L194 170L187 179L191 183H199L207 178H209V169Z\"/></svg>",
    "mask_w": 264,
    "mask_h": 264
}]
</instances>
